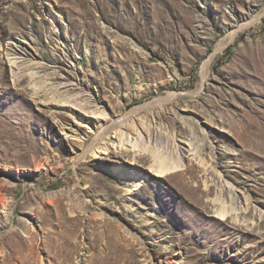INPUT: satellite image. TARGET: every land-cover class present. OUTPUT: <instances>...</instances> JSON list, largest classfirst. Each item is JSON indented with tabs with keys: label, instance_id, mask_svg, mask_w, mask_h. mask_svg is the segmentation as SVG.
Here are the masks:
<instances>
[{
	"label": "rangeland",
	"instance_id": "rangeland-1",
	"mask_svg": "<svg viewBox=\"0 0 264 264\" xmlns=\"http://www.w3.org/2000/svg\"><path fill=\"white\" fill-rule=\"evenodd\" d=\"M0 264H264V0H0Z\"/></svg>",
	"mask_w": 264,
	"mask_h": 264
},
{
	"label": "bare ground",
	"instance_id": "bare-ground-1",
	"mask_svg": "<svg viewBox=\"0 0 264 264\" xmlns=\"http://www.w3.org/2000/svg\"><path fill=\"white\" fill-rule=\"evenodd\" d=\"M190 142H192V141H190ZM116 148L117 149H123V145L119 146L117 144ZM151 156H152L151 159L154 161V163L151 165V167L157 176H166L169 173L174 174L177 170H179V165L176 163L175 160L173 161V158L168 157V156L159 155L156 153H152ZM115 170L119 171L120 169L118 167H115ZM225 214H226L225 212H221L220 216H225Z\"/></svg>",
	"mask_w": 264,
	"mask_h": 264
}]
</instances>
